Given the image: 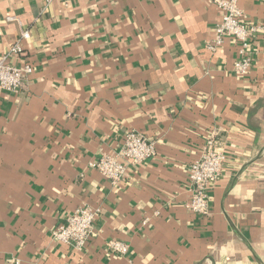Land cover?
I'll use <instances>...</instances> for the list:
<instances>
[{"label":"crops","instance_id":"1","mask_svg":"<svg viewBox=\"0 0 264 264\" xmlns=\"http://www.w3.org/2000/svg\"><path fill=\"white\" fill-rule=\"evenodd\" d=\"M239 6L264 26V0ZM219 20L213 0H0V58L33 67L0 91V264H264V31L238 75L233 40L206 50ZM130 130L156 154L113 186L88 165ZM211 136L226 163L200 216L187 168ZM84 205L75 251L51 232Z\"/></svg>","mask_w":264,"mask_h":264},{"label":"built area","instance_id":"2","mask_svg":"<svg viewBox=\"0 0 264 264\" xmlns=\"http://www.w3.org/2000/svg\"><path fill=\"white\" fill-rule=\"evenodd\" d=\"M46 4L55 0H44ZM69 3L72 0H57ZM220 13L219 22L212 28L213 37L206 44V50L217 51L226 39L233 40L237 45L238 58L233 63V71L238 75L247 74L252 68L250 53L251 41L257 33L264 31V26L249 23L244 11L239 6V0H213ZM7 21L13 20L7 17ZM29 33L23 31L20 39L10 47L9 52L22 54L21 40L27 39ZM33 67L28 63L15 66L8 63L5 57L0 58V91L17 94L24 86ZM214 137L211 136L202 146L198 158L187 168L191 212L207 216L210 212V192L216 182L222 177L226 157L215 150ZM156 154V142L148 139L142 133L128 131L113 154L101 153L89 163L91 170L97 171L111 185L117 186L127 176L130 167H136L151 159ZM100 208L84 205L69 215L65 222L51 232L53 240L82 251L88 242L96 236L95 220L99 217ZM106 249L115 255H126L129 245L120 241H108Z\"/></svg>","mask_w":264,"mask_h":264}]
</instances>
